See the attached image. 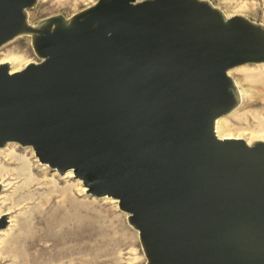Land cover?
I'll return each mask as SVG.
<instances>
[{
    "label": "water",
    "instance_id": "95a60500",
    "mask_svg": "<svg viewBox=\"0 0 264 264\" xmlns=\"http://www.w3.org/2000/svg\"><path fill=\"white\" fill-rule=\"evenodd\" d=\"M34 2L0 0V47ZM87 11L46 22L39 63L0 65V149L32 145L119 201L149 264H264V142L214 128L237 102L229 71L264 63L263 33L199 0Z\"/></svg>",
    "mask_w": 264,
    "mask_h": 264
},
{
    "label": "rangeland",
    "instance_id": "374dc122",
    "mask_svg": "<svg viewBox=\"0 0 264 264\" xmlns=\"http://www.w3.org/2000/svg\"><path fill=\"white\" fill-rule=\"evenodd\" d=\"M99 1L39 0L28 9V22L32 26H39L56 18L71 21ZM199 1L218 8L227 20L239 16L264 28V0ZM7 57H18L23 62V67L42 60L35 50L32 36L29 35L18 37L0 47V62ZM263 74L264 63H248L229 71L230 78L242 92L243 101L237 109L219 119L218 134L221 138H241L249 144L258 140L264 142ZM29 162L34 164V176L42 182L38 196L44 198L53 193L56 209L62 206L61 213L58 214L60 216H53L49 220L58 236V249L65 247L67 242L74 244L78 240L87 246L83 255L86 264H149L140 232L131 225L129 214L121 210L119 201L107 197H93L84 191V183L75 175L73 169L66 172L53 169L40 161L34 146L12 142L0 149V178H4L2 181L8 185L1 186L0 193L9 198V205L12 207L10 217L17 216L22 223H26L30 215L28 209L34 205L20 203V195L16 191L21 184V181L18 182L20 179H16L18 172L24 171V164ZM9 216L5 230L14 227L19 221L15 219L11 224ZM61 262L63 261L58 258L56 264ZM64 262L76 263V260L73 257H64ZM0 264H24L14 241H3L0 245Z\"/></svg>",
    "mask_w": 264,
    "mask_h": 264
},
{
    "label": "bare ground",
    "instance_id": "6f19581e",
    "mask_svg": "<svg viewBox=\"0 0 264 264\" xmlns=\"http://www.w3.org/2000/svg\"><path fill=\"white\" fill-rule=\"evenodd\" d=\"M38 1L39 0H35L33 6H35L38 3ZM29 8L30 7L26 8L24 11L25 22L22 28L19 30V32L14 37H12L7 42H5L4 45L17 39L18 37L29 35V36H32L33 38V44L37 52L36 42L38 38L41 36L42 33L46 31H54L56 29V26L54 25L53 27L48 28L46 22H43L39 26H32L28 22V9ZM89 10L86 13H88ZM76 18L77 16H75L74 19L71 21L64 20V23L66 25H69L74 20H76ZM223 18L226 20L225 17ZM250 26L254 28V30H256L257 32L263 33L264 35V28H262L261 26L254 25L252 23H250ZM0 65H8L11 73L20 71L24 68L23 62L18 57H7L6 60H4L3 62H0ZM235 88L237 90V102H236V105L231 110V112L234 109H237L243 101L241 90L237 89V86ZM219 119L220 118L216 119L215 127H214L215 132L217 133L218 136H219L218 134L219 126H220ZM228 138H234V137H229V136L224 137L223 136L222 139H228ZM238 139H241V138H238ZM41 162L43 164L50 165L49 163H46L43 161ZM24 166H25L24 171L18 172L19 174L16 177V179H20L18 180V182L21 181L20 182L21 184L17 187L16 191L20 195L19 196L20 203L27 202L28 204H34V205L30 206V208L28 209L30 212L29 213L30 215L27 218V222L22 223L19 217L14 216V215L11 217L9 216L12 214V207L9 205V198L8 196H4L0 193V217H4V215L9 216L10 223L15 221V219H19V221H17L18 224H15L14 227L9 228V229L7 228V230H5L6 228L0 230V245L3 243V241L5 242L8 240L14 241L16 250L19 253V256L24 264H56L58 258H60V260L63 261L61 262V264H86L87 261L84 259L83 255H84V252L87 246L86 244L83 243V241L77 240L74 244H70V243L68 244V242L67 243L64 242L65 247L62 248L61 246L60 249H58L59 247V241L57 239L58 236H56L54 229H53V225L49 220H52L51 217L53 216L55 217L61 213L62 206L60 205L61 207L59 209H56V207L54 206L55 196L53 193H50L47 197H44V198H41L38 196L41 190L42 182L34 176V170H35L34 164L29 162V163L24 164ZM2 179L4 178H0V187L1 186L4 187L7 185V184L6 185L4 184L5 182L2 181ZM9 184L11 185V183ZM84 191H87L86 187L84 188ZM59 216L60 215H58V217ZM64 257H69L70 259L73 257L76 260V263H72V262L65 263Z\"/></svg>",
    "mask_w": 264,
    "mask_h": 264
}]
</instances>
